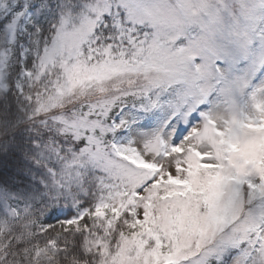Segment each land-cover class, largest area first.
I'll return each mask as SVG.
<instances>
[{"label":"snow or ice","instance_id":"1","mask_svg":"<svg viewBox=\"0 0 264 264\" xmlns=\"http://www.w3.org/2000/svg\"><path fill=\"white\" fill-rule=\"evenodd\" d=\"M0 264H264V0H0Z\"/></svg>","mask_w":264,"mask_h":264}]
</instances>
